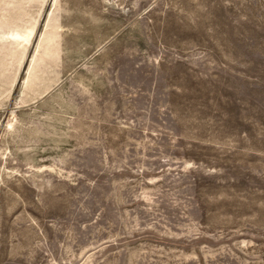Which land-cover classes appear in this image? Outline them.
<instances>
[{"label":"rangeland","instance_id":"rangeland-1","mask_svg":"<svg viewBox=\"0 0 264 264\" xmlns=\"http://www.w3.org/2000/svg\"><path fill=\"white\" fill-rule=\"evenodd\" d=\"M0 264H264V0H0Z\"/></svg>","mask_w":264,"mask_h":264}]
</instances>
